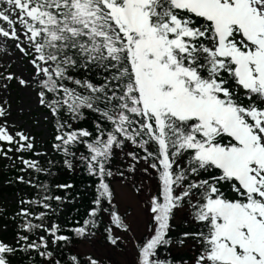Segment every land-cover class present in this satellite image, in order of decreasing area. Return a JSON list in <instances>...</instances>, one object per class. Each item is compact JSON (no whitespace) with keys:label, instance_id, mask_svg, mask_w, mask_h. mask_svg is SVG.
<instances>
[{"label":"snow or ice","instance_id":"1","mask_svg":"<svg viewBox=\"0 0 264 264\" xmlns=\"http://www.w3.org/2000/svg\"><path fill=\"white\" fill-rule=\"evenodd\" d=\"M0 21L7 24L0 51L12 42L31 68L28 79L0 72V88L16 80L35 91L55 118L53 149L69 170L83 166L95 178L96 193L88 218L69 234L45 223L47 211L21 207L14 243L0 240V264L33 251L62 264L54 250L91 243L104 214L102 238L120 248L131 225L109 181L126 179L141 162L156 190L145 201L146 233L131 264H175L160 253L176 245L195 250L190 264H264V0H0ZM6 105L0 98V157L44 155L34 137L14 130ZM88 114L92 130L74 126ZM117 153L131 161L125 170L113 171ZM15 158L21 171H47ZM52 199L63 198L20 204L55 211ZM178 213L189 227L173 239ZM63 264L104 260L77 253Z\"/></svg>","mask_w":264,"mask_h":264},{"label":"rangeland","instance_id":"2","mask_svg":"<svg viewBox=\"0 0 264 264\" xmlns=\"http://www.w3.org/2000/svg\"><path fill=\"white\" fill-rule=\"evenodd\" d=\"M0 26L7 27V24L0 21ZM2 39L0 38V40ZM0 72L5 75L9 72L14 73L24 79H28L30 76L31 68L27 63V58L14 48L12 42L6 46V52L0 51ZM7 83L6 91L0 88V98L7 99L6 107L10 105L9 123L16 126L14 130L24 131L34 137V151L44 155L36 156L33 153L24 152L10 153L12 159L0 157V189L6 184V179H2L3 174L18 167L25 168L20 160L15 158L17 155H23L25 159L32 155L33 160H46L55 152L51 142V115L44 106L39 104L35 91L32 88L20 86L16 80ZM141 184L143 191L137 194L135 188ZM112 185L115 193V205L121 214H126L127 222L131 225V232L124 235L123 243L118 249L107 246L100 235H97L91 243L79 242L75 245L74 251L80 255L91 254L102 258L104 264H131L133 246L146 233L148 215L145 210V201L150 193L155 192V183L152 174L140 171L133 177V180L114 178ZM26 195L27 191L23 188H19L15 192L0 194V240L6 243L13 241L9 235L12 224L7 220L19 212L21 207H24L20 201L24 200ZM104 223H108V219L105 218ZM39 234L43 235L44 233ZM185 264H190V262Z\"/></svg>","mask_w":264,"mask_h":264},{"label":"trees","instance_id":"3","mask_svg":"<svg viewBox=\"0 0 264 264\" xmlns=\"http://www.w3.org/2000/svg\"><path fill=\"white\" fill-rule=\"evenodd\" d=\"M45 110L50 114L49 110L45 108ZM51 115V114H50ZM95 117L91 114L86 115L84 120L78 121L74 124V126L86 127L89 130H92L93 121ZM51 142L52 145L56 143L55 135H56V122L55 118L51 116ZM82 150V149H81ZM132 150L131 146L125 149V151ZM29 160H33L32 155L27 157ZM127 158H122L120 153H117V157L114 161L113 171L116 168H120L121 170H125L127 167V163L131 161L125 160ZM64 157L61 153L55 151L51 157L46 160H38L39 164L42 168L47 171L44 172H35L32 169H26L21 171L22 168L18 167L6 174H3L2 179H6V184L2 189H0V194H4L6 192H15L19 188H23L27 191V195L24 200H42L44 195H49L52 197L59 196L62 197V202L52 199L48 201L52 205L51 210H46L42 206L37 204H24V208L29 209L30 212L39 214L40 212L47 211L48 216L46 218L45 223L50 225L51 223H58L64 229L63 234H69V229L82 224L83 221L88 218V212L90 208L93 207V200L95 198V178L90 177L85 168L83 166H77L75 171L69 170L63 163ZM51 161V163H49ZM145 165L141 162L137 166V171L135 173L129 174L125 171V178H121L117 176L116 178H121L124 180H133V177L137 175L141 171V169ZM50 173V174H49ZM153 175V180L155 181V175ZM19 177H23L24 181H31V184L22 183L18 179ZM112 190H113V179L110 181ZM60 184H71L72 187L69 189H63L57 187ZM38 185H46L47 189L37 187ZM114 191V190H113ZM18 213V212H17ZM15 213L7 221L11 222V229L9 235L13 239L12 243H14L16 239L17 232L20 230V224L23 221V218L18 216ZM108 219L107 214L102 216V223L99 225V230L97 235H100L102 238L103 228L107 225L104 223V219ZM33 223H38L34 218ZM178 220V222H177ZM173 228L171 232V236L173 239H179L182 237V232L189 227L186 219L183 214H177L176 219L172 221ZM35 239V236L31 237ZM103 239V238H102ZM79 242H76L74 245H66L61 249L54 250L55 259H60L65 261L69 254H77L74 251L75 245ZM188 245H191V241H188ZM182 250V251H181ZM195 250L191 247H183L181 248L179 245L173 246L170 250L165 249L160 253L161 258H168L172 260L174 257L177 258L175 260V264H185L191 261V258L194 256ZM80 255V254H79ZM81 258L85 257V255H80ZM182 258V259H181ZM12 264H48V262L41 257L36 252H20L15 257L12 258Z\"/></svg>","mask_w":264,"mask_h":264}]
</instances>
